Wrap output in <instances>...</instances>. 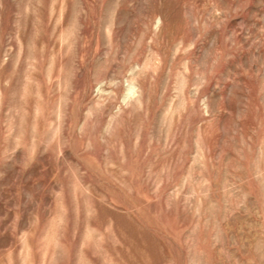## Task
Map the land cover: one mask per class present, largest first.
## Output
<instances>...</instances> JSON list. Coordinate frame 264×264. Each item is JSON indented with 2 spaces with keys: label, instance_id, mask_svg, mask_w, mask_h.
<instances>
[{
  "label": "rangeland",
  "instance_id": "obj_1",
  "mask_svg": "<svg viewBox=\"0 0 264 264\" xmlns=\"http://www.w3.org/2000/svg\"><path fill=\"white\" fill-rule=\"evenodd\" d=\"M0 264H264V0H0Z\"/></svg>",
  "mask_w": 264,
  "mask_h": 264
}]
</instances>
